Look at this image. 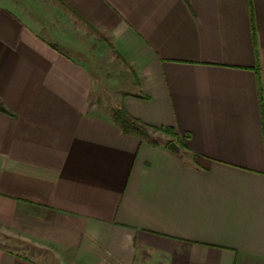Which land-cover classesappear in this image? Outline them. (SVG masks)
I'll return each instance as SVG.
<instances>
[{"label": "crops", "instance_id": "0c3cea01", "mask_svg": "<svg viewBox=\"0 0 264 264\" xmlns=\"http://www.w3.org/2000/svg\"><path fill=\"white\" fill-rule=\"evenodd\" d=\"M94 30L133 71L117 107ZM260 87L264 0H0V227L35 247L0 264H264Z\"/></svg>", "mask_w": 264, "mask_h": 264}, {"label": "rangeland", "instance_id": "374dc122", "mask_svg": "<svg viewBox=\"0 0 264 264\" xmlns=\"http://www.w3.org/2000/svg\"><path fill=\"white\" fill-rule=\"evenodd\" d=\"M94 31L97 34L94 38L96 41L94 56L95 63L97 66L99 65V68L94 69L98 82L92 101H100L101 106L107 108L117 107L120 106L121 98L125 93L138 90L135 88L133 71L128 69L124 63L125 61L118 55L119 53L116 52L111 39L100 31ZM99 45L103 48L102 52H98ZM151 135L161 143H165L169 139L166 134L159 131L151 132ZM0 245L16 251H19L22 246L24 249L30 247L29 250H35V247L33 248L32 245L26 244L17 234L2 227H0ZM43 263L47 264L49 261H43Z\"/></svg>", "mask_w": 264, "mask_h": 264}, {"label": "trees", "instance_id": "16d2710c", "mask_svg": "<svg viewBox=\"0 0 264 264\" xmlns=\"http://www.w3.org/2000/svg\"><path fill=\"white\" fill-rule=\"evenodd\" d=\"M119 55V54H118ZM260 105H261V113H264V104H263V96L260 87ZM0 111L5 113H10L9 110L4 106L3 102L0 100ZM113 122L118 125L122 131L126 134H135L141 138L149 140L154 145H164L168 148V144L172 141L176 142L181 150L186 149V145L184 143L183 138H188L189 134H185L184 137L180 136L173 127L170 126H151L146 124L134 117H132L125 108L118 107L113 110L112 114ZM159 131L166 134L169 139L165 141V143H161L156 138L151 135V132Z\"/></svg>", "mask_w": 264, "mask_h": 264}, {"label": "water", "instance_id": "95a60500", "mask_svg": "<svg viewBox=\"0 0 264 264\" xmlns=\"http://www.w3.org/2000/svg\"><path fill=\"white\" fill-rule=\"evenodd\" d=\"M168 148H169L171 151L175 152V153H180V152H181V148H180V146H179L176 142H174V141H172V142H170V143L168 144Z\"/></svg>", "mask_w": 264, "mask_h": 264}]
</instances>
